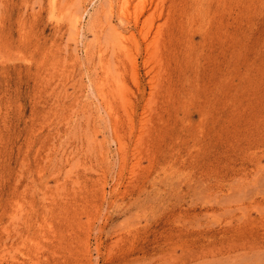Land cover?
<instances>
[{"label": "rangeland", "instance_id": "374dc122", "mask_svg": "<svg viewBox=\"0 0 264 264\" xmlns=\"http://www.w3.org/2000/svg\"><path fill=\"white\" fill-rule=\"evenodd\" d=\"M0 264H264V0H0Z\"/></svg>", "mask_w": 264, "mask_h": 264}]
</instances>
